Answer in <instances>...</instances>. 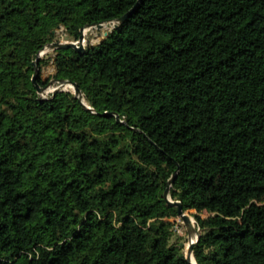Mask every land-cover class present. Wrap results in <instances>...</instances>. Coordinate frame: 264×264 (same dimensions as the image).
<instances>
[{"label": "trees", "instance_id": "1", "mask_svg": "<svg viewBox=\"0 0 264 264\" xmlns=\"http://www.w3.org/2000/svg\"><path fill=\"white\" fill-rule=\"evenodd\" d=\"M174 174L197 264H264V0H0V264H190Z\"/></svg>", "mask_w": 264, "mask_h": 264}, {"label": "water", "instance_id": "2", "mask_svg": "<svg viewBox=\"0 0 264 264\" xmlns=\"http://www.w3.org/2000/svg\"><path fill=\"white\" fill-rule=\"evenodd\" d=\"M138 4L134 8H132L129 12H127L125 15H123L120 19H118L116 22H106V23L107 24H115L114 28L118 27L120 24H123L129 17H131V15L137 9ZM106 23H97V24L87 26L86 28L97 27L98 29H100L102 27V25H104ZM84 30H85V28L80 30L81 35H80V38L78 41H75V42H72V41L71 42H69V41H67V42L55 41V42H52V43H49L48 45H46L44 50L55 51V50H60V49H74L77 52L82 54L86 50V47L83 44L84 40H85ZM107 35H108V33H106V36ZM44 50L39 53L34 64H38L40 62V59H42V56L45 54ZM38 76H39V68L37 66H35V72H34L33 77H32V82L36 86L37 93L39 95H44V93L46 92V89H48V87L53 85V84H58V86L56 88H54L53 91L51 92V94H53V95H55L58 92L69 91L66 88L71 87L73 89V91H69V92H72L77 98H79L85 108L91 109V107H89L85 102L82 101L83 94H82L81 90L79 89V87L76 83H73V82L68 81V80H58V81L53 80L50 82V84L46 88H41L39 86V84L37 83ZM108 115L111 116V114H108ZM116 119L118 122H122V120L118 116L116 117ZM175 178H176V174H174L172 176V178L168 181L167 187H166V190H165L163 196L172 206H175L177 208L178 217L182 220L184 227L187 230L188 246H187V249L185 251L186 260L190 264H197L196 259L194 257V248L200 240L202 230L200 229V227L195 228V226H193L192 220H191L190 216L187 215L186 211L184 210L182 203L180 201L172 200V198L170 196V191H171V187L173 185ZM196 220H197V218H196ZM197 224H198V221H197ZM192 236H194V239H192ZM181 246L185 247V244L182 242ZM192 258L194 259V262H192Z\"/></svg>", "mask_w": 264, "mask_h": 264}, {"label": "rangeland", "instance_id": "3", "mask_svg": "<svg viewBox=\"0 0 264 264\" xmlns=\"http://www.w3.org/2000/svg\"><path fill=\"white\" fill-rule=\"evenodd\" d=\"M104 25H106V26L101 27L100 29H98L97 27L85 28V30H84L85 40L83 43L85 47H87L88 45L99 43L106 36V33H110L115 26V24H107V23ZM56 41H62V42H67V41L71 42L72 41V42H75L74 40H71L64 32L63 33L57 32ZM44 51H45V54L42 56V59L46 58L48 56L54 55V53H53L54 51H51V50H44ZM54 61H55V57H54ZM54 73H55V65L53 64V61H52L43 68L42 77H43V79H47L50 76H52ZM51 81H53V80H51ZM57 86H58V84H53V85L49 86L48 89H46V92L44 93L43 96H45V97L49 96L51 94L50 89L53 87L56 88ZM66 89L69 91H73V89L71 87H67ZM197 215H199L201 218H206L209 216L207 214H201L199 212L197 213ZM166 219L167 218H164V220H166ZM168 221L176 227V230H177L176 235L178 237H180V235L185 236L186 240L184 238L182 240V242L185 244V247H184V253H185L187 246H188V234L186 233V229L184 227L182 220L178 216H176V217L168 218ZM197 228H199L198 224H197ZM178 232L180 233V235L178 234Z\"/></svg>", "mask_w": 264, "mask_h": 264}, {"label": "bare ground", "instance_id": "4", "mask_svg": "<svg viewBox=\"0 0 264 264\" xmlns=\"http://www.w3.org/2000/svg\"><path fill=\"white\" fill-rule=\"evenodd\" d=\"M106 25H102V27H105ZM108 29V28H107ZM106 30V29H105ZM57 33V32H56ZM53 89H54V87L53 88H51L50 89V92H52L53 91ZM187 213V215H189L190 216V218H191V220H192V224H193V226H195V228H197L196 227V225H197V220L194 218V217H192L191 215H190V213L189 212H186ZM186 229V228H185ZM186 232H187V230H186ZM188 234V233H187ZM192 239H194V236H192ZM192 262H194V259L192 258Z\"/></svg>", "mask_w": 264, "mask_h": 264}, {"label": "built area", "instance_id": "5", "mask_svg": "<svg viewBox=\"0 0 264 264\" xmlns=\"http://www.w3.org/2000/svg\"><path fill=\"white\" fill-rule=\"evenodd\" d=\"M63 32H64V28L63 27L58 30V33H63Z\"/></svg>", "mask_w": 264, "mask_h": 264}]
</instances>
